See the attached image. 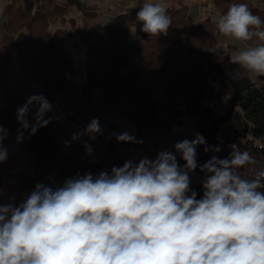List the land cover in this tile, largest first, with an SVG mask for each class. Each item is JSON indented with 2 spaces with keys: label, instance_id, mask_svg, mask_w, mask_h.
I'll list each match as a JSON object with an SVG mask.
<instances>
[{
  "label": "clouds",
  "instance_id": "clouds-1",
  "mask_svg": "<svg viewBox=\"0 0 264 264\" xmlns=\"http://www.w3.org/2000/svg\"><path fill=\"white\" fill-rule=\"evenodd\" d=\"M137 20L149 36L167 35L172 23L167 8L152 2L143 3ZM217 28L237 41L258 39L231 62L264 76V21L247 4H232ZM216 51L228 49L217 44ZM33 104L39 107L31 135L50 123L44 117L51 111L42 95L29 97L16 113L25 130ZM85 132L95 139L98 118ZM7 136L0 125V163L8 158ZM116 139L139 142L127 132ZM205 144L198 133L177 142L183 166L173 153L161 151L110 173H77L55 190L38 182L18 205L0 204V264H264V171L253 178L241 171L256 161L238 144L227 158L214 155L198 165L196 150ZM86 152L91 154L90 146ZM198 166L205 173L199 199L190 188Z\"/></svg>",
  "mask_w": 264,
  "mask_h": 264
},
{
  "label": "trees",
  "instance_id": "trees-1",
  "mask_svg": "<svg viewBox=\"0 0 264 264\" xmlns=\"http://www.w3.org/2000/svg\"><path fill=\"white\" fill-rule=\"evenodd\" d=\"M240 3L247 4L252 13L264 21V11L253 5L252 0H215L221 15L232 4ZM7 11L0 37V84L3 87L0 101L7 108L0 109V116L24 105L29 97L36 95L35 87L39 86L50 105H62L70 112V118L84 121L81 113L93 109L92 100L99 91L106 108L135 128L132 136L139 142H122L126 147H140L152 156L161 151L171 152L183 165L185 162L174 146L194 138L174 134L173 128L182 123L187 113L209 123L202 131L206 144L196 150L198 163L203 165L214 155L219 159L227 158L231 145L238 144L241 151L247 150L256 161L241 171L249 178L264 171V76H258L253 82L235 78L240 66L231 62L229 51H216L217 44L227 45L218 31V20L212 16L188 27L187 13L167 9L172 21L167 35L149 36L142 31V22L137 20L140 9H135L117 15L103 35H98L90 24L72 32L63 28L51 30L57 22L66 23L69 9L59 0H12ZM75 36L79 41H74L71 47L85 48L87 58L88 76L84 83L76 81L74 60L65 46L66 40H73ZM11 47L21 63L19 83L13 90L7 89L2 78L12 59ZM213 83L218 85L216 92ZM222 97L229 98V108L218 116L210 104ZM236 107L244 114L245 127L222 128L232 120ZM113 127L116 128L114 124ZM42 129L45 131L46 126ZM22 142L21 138L17 144ZM3 143L6 146L5 140ZM50 144L45 150L51 158H57L56 154L67 146ZM205 147L209 149L207 152ZM217 147L219 152L214 151ZM66 153L68 161L76 166H93L79 158V149ZM197 168L200 170L199 166ZM26 174L21 167L16 183L12 180L2 183L0 176V190L7 192L12 203L19 204L26 197ZM42 183L47 186L50 182ZM63 184L52 185V189ZM190 188L197 193V199L202 198V182Z\"/></svg>",
  "mask_w": 264,
  "mask_h": 264
},
{
  "label": "rangeland",
  "instance_id": "rangeland-1",
  "mask_svg": "<svg viewBox=\"0 0 264 264\" xmlns=\"http://www.w3.org/2000/svg\"><path fill=\"white\" fill-rule=\"evenodd\" d=\"M12 0H0V37L2 36V24L4 17L7 15V5ZM16 2V0H14ZM18 2V1H17ZM145 2L160 3L168 10L181 9L189 16L188 27H193L207 16H212L218 20L221 14L216 7L215 0H59L60 4L66 5L69 9L66 17V23L57 22L51 26V30L63 28L67 32L76 31L77 27H83L84 24H90L92 30L98 35H103L105 29L113 22L114 18L124 12H129L140 7ZM253 5L260 7L264 11V0H252ZM72 21L74 23H72ZM226 48L231 56L239 51L245 50L259 43L257 38L251 41H237L231 37L222 38ZM74 41H79L75 36L73 40L67 39L65 42L66 48L74 60V65L77 74L74 75L78 83H84L87 80V58L85 48L73 49L71 46ZM11 62L6 65L2 78L6 81L7 89L13 90L19 83L21 63L13 50ZM227 51V52H228ZM69 77H72L71 75ZM258 76L255 73L249 72L240 66V69L235 73V78H247L249 81H255ZM0 84V91L2 90ZM36 95H43L42 88L37 86ZM213 90L218 91L217 83H213ZM229 98L222 97L219 100L211 103L214 113L218 116L223 115L229 108ZM93 109L89 108L81 114L85 117L84 121L79 118H70V112L62 105H51V111L45 114V119L50 120L45 131L39 127L34 135L30 134L31 126L35 124V115L38 109L37 104L29 107L27 121L29 128L23 129L17 121V109L15 107L11 111H7L0 116V125L8 130V136L5 139L6 149L9 148L8 158L3 163H0V176L2 183L12 180L16 183L17 175L22 167L27 176V181L24 183L26 195L34 189L36 183L49 181L47 186L52 188L55 185L60 186L67 179L74 177V172L83 175L85 172H91L94 176L101 171L110 173L112 167H121L125 161L132 160L138 162L143 157L155 159L157 155H150L146 150L140 147H126L122 142H118L116 135L127 132L132 135L135 132L134 126L124 120L120 115L108 110L105 106L101 93L97 91L92 100ZM7 108L4 102L0 101V109ZM2 109V110H3ZM98 118L101 132L95 134V139H92L85 132L87 125L92 119ZM80 120V121H79ZM244 114L240 107H236L232 120L225 124L222 128L228 125L245 127ZM113 124L116 128L113 127ZM209 126L207 122H201L194 119L189 114H185L182 123L175 125L173 128L174 134L190 136L195 138L198 133L202 135ZM22 133V143L17 144L18 135ZM46 133V134H45ZM79 133L78 139H73L74 134ZM10 134V135H9ZM11 134H14L13 136ZM260 143V140H256ZM43 143V147L40 144ZM48 143L67 144L66 148L59 151L55 158L50 157L45 150ZM86 145L92 149L91 154L86 152ZM41 148V150L39 149ZM80 151V159L88 160L92 167H79L74 165L67 159V150ZM45 156V157H44ZM47 161V162H46ZM20 165V166H18ZM181 165V164H180ZM198 165H201L198 163ZM183 166V165H181ZM50 167V168H49ZM68 177V178H67ZM205 173L198 168L190 174V187L203 182ZM0 204L12 203L9 196L3 188L0 190ZM14 203V202H13ZM16 204V203H15ZM18 205V204H17Z\"/></svg>",
  "mask_w": 264,
  "mask_h": 264
}]
</instances>
